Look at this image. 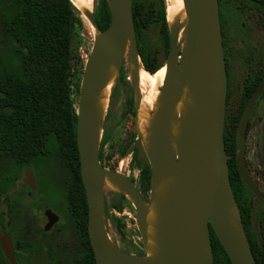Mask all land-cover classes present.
I'll return each mask as SVG.
<instances>
[{"label":"water","instance_id":"water-1","mask_svg":"<svg viewBox=\"0 0 264 264\" xmlns=\"http://www.w3.org/2000/svg\"><path fill=\"white\" fill-rule=\"evenodd\" d=\"M107 3L110 21L105 30L98 27L94 17L89 18L97 34L84 62L76 106L79 173L87 205V233L95 263L212 264L211 228L231 264H256L243 235L229 180L224 143L227 73L218 0H182L187 16L184 48L178 42V30L168 27L167 69L160 88L162 105L146 153L151 170L150 187L166 170L175 166L180 170L174 189L163 203L159 254L139 256L125 252L109 237L103 220L104 177L107 174L116 176L117 183L132 197L136 212L141 210L145 198L129 179L103 167L98 154L100 123L95 120L94 100L114 61L119 63L120 70L128 43L132 47V63L139 64L132 0H107ZM131 79L135 90L137 80ZM186 84L193 96V106L178 140L177 155L167 157L164 149L170 111ZM263 89L264 77L239 118L235 133V161L240 179L264 206V196L248 173L244 159L248 118ZM24 176V182L34 188L33 173L26 170ZM231 209L236 213L237 229L230 222ZM45 215L48 219L45 229H48L57 216L50 210H46ZM0 247L8 261L17 264L11 240L5 232L1 233Z\"/></svg>","mask_w":264,"mask_h":264},{"label":"rangeland","instance_id":"rangeland-1","mask_svg":"<svg viewBox=\"0 0 264 264\" xmlns=\"http://www.w3.org/2000/svg\"><path fill=\"white\" fill-rule=\"evenodd\" d=\"M162 1L166 7V1ZM259 1L262 0H221L220 4L226 32L224 52L228 69L224 132L231 135L235 133L234 119L245 102L243 92L246 80L250 77L259 78L264 72V14L256 7ZM9 2L10 0L0 1ZM98 3L99 0H91L94 19ZM132 3L143 7V25L139 27V32L134 33L136 45L138 44L150 66H161L167 59L168 48L157 18L160 0H132ZM73 11L81 21L80 25L75 26L71 40L73 57L70 82L72 101L76 107L84 62L90 53L96 30L93 26L89 28L84 24L75 7ZM129 46L132 50L130 44ZM8 52L9 46L0 20V57ZM137 59L141 64L139 54ZM131 80L127 60L124 58L118 77L109 91L99 145L102 142L101 165L109 170L123 171L135 184L138 170L132 159V151L137 148L136 160L142 164L148 162V156L139 144L134 128L133 110L136 109L140 95L132 87ZM130 98L133 107L129 106ZM58 147L55 136L49 135L46 141L47 154L24 165L0 154V232L4 230L13 242H19L23 258L17 259L18 264H49L53 260L69 264L71 259L87 249L85 237L68 212L67 203L62 201L61 189L68 180V164L65 158L56 155ZM244 152L248 173L264 194V97L260 96L256 100L250 114ZM26 170L34 174L35 189H30L23 183ZM241 191L246 206L243 219H240L243 235L248 244L255 243L258 257H261L264 254V207L245 185H241ZM5 197L12 208L10 213L7 212ZM45 208L54 210L59 216L57 225L50 228L48 233L43 230L46 223ZM116 219L123 224L121 228L115 224ZM103 220L109 237L120 249L139 256L146 255L137 225L136 209L123 194L104 193ZM0 264H7L1 247Z\"/></svg>","mask_w":264,"mask_h":264},{"label":"trees","instance_id":"trees-1","mask_svg":"<svg viewBox=\"0 0 264 264\" xmlns=\"http://www.w3.org/2000/svg\"><path fill=\"white\" fill-rule=\"evenodd\" d=\"M256 7L264 11V0L257 2ZM142 9V5L132 3L134 33L139 32V27L143 25ZM157 18L169 50V28L162 0ZM0 20L9 46V52L0 57V154L13 158L19 165L28 164L47 154V138L51 134L55 136L59 146L56 155L65 158L75 178L65 189L64 197L87 246L86 251L71 259L69 264H96L87 233V205L80 180L76 142V107L72 101L70 82L73 57L71 40L75 26L80 25L81 21L74 14L70 0H10L9 3H0ZM95 21L101 30L107 28L110 21L107 0H99ZM221 33L223 37L224 31ZM137 50L143 67L155 72L159 66H150L138 44ZM256 83L252 81L248 84L244 92L245 102ZM128 103L133 107L131 98ZM135 113L134 109L133 115ZM238 117L234 119L235 125ZM224 143L231 189L242 220L246 206L241 191L244 183L239 177L234 158L235 133L224 132ZM101 146L102 142L98 150L99 159ZM136 164L142 168L143 191H147L149 165L142 166L137 161ZM115 224L120 228L123 226L118 219ZM210 234L212 264H231L211 228ZM249 246L256 264H264V254L258 257L255 243H249Z\"/></svg>","mask_w":264,"mask_h":264},{"label":"bare ground","instance_id":"bare-ground-1","mask_svg":"<svg viewBox=\"0 0 264 264\" xmlns=\"http://www.w3.org/2000/svg\"><path fill=\"white\" fill-rule=\"evenodd\" d=\"M165 14L167 25L170 29L178 30V42L181 48H184L186 42V24L187 16L184 12L182 0H165ZM77 12L80 13L84 24L91 28L89 18L92 16L91 0H70ZM93 29V28H92ZM97 34V31H96ZM124 58L127 60L130 78H136L137 84L135 91L140 95L137 102L134 115V128L138 134L139 141L145 153L148 152L151 138L157 124V116L162 105V92L160 90L167 63H163L155 72L145 70L141 64L138 66L132 63V50L127 44L124 51ZM119 74V63L114 61L110 67L104 85L94 100V113L96 122L100 123L98 134L101 131L102 122L105 120L104 109L107 107L109 91ZM129 79V78H128ZM137 94V95H138ZM136 98V96H135ZM193 106V96L190 93L189 85L186 84L181 89L177 101L170 111L167 124V143L164 149V155L167 157L176 156L178 151V140L182 134L184 123L187 119L190 109ZM122 165V164H121ZM115 174L119 177L127 178V175L117 169ZM180 168L175 166L168 169L157 180L152 182L150 187L149 201L145 199L142 208L137 212V225L142 229L141 236L146 249V256H156L159 254L160 230L162 223V208L164 202L174 189ZM110 171V170H109ZM130 180V179H129ZM104 193L123 194L125 198L133 204L132 197L126 193L120 184L116 181V176L107 174L104 177ZM145 198V197H144ZM231 224L237 229V219L234 209L230 210Z\"/></svg>","mask_w":264,"mask_h":264},{"label":"flooded vegetation","instance_id":"flooded-vegetation-1","mask_svg":"<svg viewBox=\"0 0 264 264\" xmlns=\"http://www.w3.org/2000/svg\"><path fill=\"white\" fill-rule=\"evenodd\" d=\"M259 2H261V1H259ZM258 2V3H259ZM218 4H219V18H220V26H221V31H224V36L222 37V42H223V51H224V46H225V36H226V32H225V28H224V23L222 22V19H221V14H222V10H221V0H218ZM259 9V8H258ZM259 11L262 13V14H264V11H262V9H259ZM224 59H225V52H224ZM225 65H226V73H227V93H228V69H227V64H226V59H225ZM264 77V72L262 73V75H261V77H259V78H255V77H250L249 79H247L246 80V83H245V85H244V92H245V90H246V88H247V86H248V84L249 83H251L252 81H257V83H256V86H255V88H254V90L256 89V87H257V85L259 84V82L261 81V79ZM254 90H253V92H254ZM263 91H264V89H263ZM263 91H262V93H263ZM244 92H243V95H244ZM252 92V93H253ZM262 93H261V97H263L262 96ZM252 95V94H251ZM250 95V96H251ZM259 96V97H260ZM258 97V98H259ZM250 98V97H249ZM257 98V99H258ZM256 99V100H257ZM248 100L249 99H247L246 100V102H244V104H242V109H241V111H240V113L238 114V121H239V118H240V116H241V113H242V111L244 110V107H245V105H246V103L248 102ZM226 101H227V97H226ZM255 103H256V101H255ZM254 106H255V104H254ZM254 106H253V108H254ZM253 108H252V110H253ZM252 112V111H251ZM251 114V113H250ZM249 118H250V115H249ZM249 118H248V123H247V128H246V131H245V137H244V149H245V139H246V134H247V131H248V128H249ZM238 121H237V124H238ZM237 124H236V127H237ZM236 127H235V133H236ZM235 141H236V138H235ZM236 148H237V145H236ZM134 149H135V151H134ZM133 149V151H132V157H133V154L135 153V158H132V159H134V162H135V164H136V161L137 162H140L139 160H136V152H137V148H134ZM237 152V150H235V153ZM230 157V156H229ZM101 158V157H100ZM234 158H235V154H234ZM244 159H245V152H244ZM236 162V161H235ZM140 164L142 165V166H145L146 164H148L149 165V163L148 162H146V163H141L140 162ZM245 164H246V162H245ZM136 168H137V170H138V173L137 174H135L136 175V178H137V180L135 181V184H134V180H131L129 177V179H130V181L136 186V185H138L136 188L138 189V191L145 197V199L147 200V201H149V197H150V181H149V188H148V190L147 191H143V186H144V182H142V180H141V170H142V168L140 167V166H138L137 164H136ZM150 168V167H149ZM246 169H247V167H246ZM67 170H68V180H67V182L63 185V187H62V189L61 190H63V191H61L62 193H63V197H62V201L63 202H66V200H65V197H64V192H65V189L66 188H68L70 185H71V183H72V181H74L75 180V178H74V173H73V170L69 167V165L67 166ZM113 171H118V170H113ZM248 171V170H247ZM80 174V173H79ZM34 175V174H33ZM150 176H151V170H150ZM24 178H25V176L23 177V183L26 185V186H28L30 189H35V187L34 188H31L27 183H25L24 182ZM34 180H35V177H34ZM81 180V179H80ZM243 182V181H242ZM245 185V184H244ZM246 186V185H245ZM247 187V186H246ZM248 188V187H247ZM60 189V188H59ZM73 189V188H72ZM249 189V188H248ZM83 190H84V188H83ZM249 191H250V193L254 196V194L251 192V190L249 189ZM261 192V191H260ZM262 193V192H261ZM115 195V194H114ZM263 196H264V194H262ZM62 196V195H61ZM117 197H120L119 195H116ZM255 197V196H254ZM256 198V197H255ZM257 199V198H256ZM258 200V199H257ZM4 201L6 202V208H7V212L8 213H10L11 212V210H12V208H11V206H10V204L7 202L8 201V198L7 197H5L4 198ZM259 201V200H258ZM260 202V201H259ZM261 203V202H260ZM262 204V203H261ZM263 205V204H262ZM264 207V206H263ZM67 209H68V206H67ZM46 210H50L52 213H54L56 216H57V220L48 228V229H45V226H46V224H47V222H48V219H47V216L45 215V211ZM68 212L70 213V215H71V217L74 219V217H73V215H72V213L70 212V210L68 209ZM44 215H45V218H46V223L44 224V226H43V230H44V233H48L49 232V230H50V228H52V227H54V226H56L57 225V223H58V221H59V216L54 212V210L52 211L51 209H49V208H45L44 209ZM74 221H75V219H74ZM76 223V222H75ZM2 232H5L4 230H1V232H0V237H1V233ZM6 233V232H5ZM7 234V233H6ZM8 235V234H7ZM9 236V235H8ZM9 238H10V240H11V243H12V247H13V252H14V258H15V260H16V263L18 264V262H17V259L19 260H21L22 258H23V255H22V251H20L19 250V248H21V246H19V242H13L12 241V239H11V237L9 236ZM122 250V249H121ZM124 251V250H123ZM126 252V251H125ZM129 253V252H128ZM133 254V253H132ZM5 261L7 262V264H11L9 261H8V259L5 257ZM58 264V261L57 260H53V261H50V263L49 264Z\"/></svg>","mask_w":264,"mask_h":264}]
</instances>
